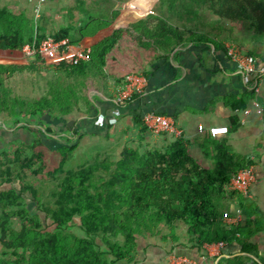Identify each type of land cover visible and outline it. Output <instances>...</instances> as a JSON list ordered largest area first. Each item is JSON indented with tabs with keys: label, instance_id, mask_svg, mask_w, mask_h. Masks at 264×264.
<instances>
[{
	"label": "trees",
	"instance_id": "1",
	"mask_svg": "<svg viewBox=\"0 0 264 264\" xmlns=\"http://www.w3.org/2000/svg\"><path fill=\"white\" fill-rule=\"evenodd\" d=\"M165 1L183 14L205 6L213 16L232 23L248 21L264 36V0ZM116 15L98 22L90 17L76 36L68 27L52 36L67 38L76 47L81 39L107 28ZM33 18L0 4V50H6L8 57L22 58L23 47L35 35L37 44L45 38L44 26L38 22L34 27ZM138 25H129L138 35L135 39L131 31L119 28L87 47L90 53L85 61L75 62L68 53L58 64L34 57L49 66L46 89L34 98L16 92L9 83L15 72L26 70L10 59H0V121L7 125L5 119L10 118L16 125L23 123L20 126L32 135L29 141L15 138L0 151V264H137L139 237L198 249L205 244L237 243L241 253H256L250 239L264 229V216L254 201L228 190L232 177L252 163L233 153L225 140H205L210 166L191 156L182 138L162 149L126 147L113 161L83 163L77 169L63 168L76 145L46 149L43 136L50 138L52 129L45 116L59 120L73 113L89 114L93 105L85 93L89 78H108L120 88L129 75H141L136 66L114 68L126 66V58L137 61L133 52L138 40L146 47V63L160 57L157 51L169 53L193 40L190 31L163 17L149 16L143 26ZM104 69L112 72L104 74ZM27 72L36 73V67L31 65ZM143 74L146 77L145 70ZM254 98L255 93L248 92L231 106L244 109ZM257 100L264 114V100ZM134 122L144 131L140 114ZM48 154L58 158V165L51 169ZM30 202L34 210L27 207ZM232 204L243 213V220L235 224L223 220ZM247 259L238 255L218 264H244Z\"/></svg>",
	"mask_w": 264,
	"mask_h": 264
},
{
	"label": "crops",
	"instance_id": "2",
	"mask_svg": "<svg viewBox=\"0 0 264 264\" xmlns=\"http://www.w3.org/2000/svg\"><path fill=\"white\" fill-rule=\"evenodd\" d=\"M58 2L70 17L61 27L70 28L74 36L88 23L90 17L98 22L108 20L113 13H117L107 28L81 39L79 45L82 47H94L119 28L131 31L135 39L138 35L129 25L136 22L143 26L149 16L163 17L173 26L190 31L193 38L192 41L177 45L169 53L157 51L160 57H153L148 63L145 61L146 47L138 40L137 48L133 52L134 55L137 53V61L126 58V66L114 67L117 71L136 66L141 69L142 76L145 70L146 85L143 92L133 100H122L118 95L121 87L112 80L89 78V86L85 92L93 105L89 114L77 113L76 119L79 121L71 128L70 135L74 134L78 138L93 136V140L98 143L100 135L109 133L107 130L114 123L121 126L126 121H134L137 114L142 116L145 112H155L171 116L182 130L181 138L187 145L188 153L202 166L211 164L204 149L205 140L209 137L225 140L233 153L252 163L255 180L250 184L248 193L241 194L254 201L264 216V114L263 107L257 100H264V74L244 78L226 51L228 45H236L242 53L252 55L258 66H264V36L258 35L250 22L232 23L225 18L213 16L205 6H195L192 12L184 11L183 14L171 9L169 3L162 0ZM20 4L22 5L19 6L17 0H3L1 5L7 6L14 13L25 11L27 14V3L21 1ZM37 4L40 6L41 3ZM33 7L34 3H31V9ZM140 41L145 43L147 40L142 37ZM112 69H104V74L112 72ZM248 92H254L255 98L250 99L244 109L232 108L231 105L239 104V97ZM220 125L227 126L228 133L212 136L210 127ZM144 131L147 130L144 128ZM159 136L161 138H155L154 142H163L162 147L167 144L168 139H176L168 134ZM237 209L241 213V222V209L232 204L228 212L231 217H235ZM158 241L161 244H155L157 247H144L137 264H180L173 260L174 257L188 260L181 264H218L222 259L238 255L248 256L249 259L244 264H264V229L250 239L256 247L255 254L241 253V246L237 243H225L223 247L216 243L205 244L198 249L190 245L185 247Z\"/></svg>",
	"mask_w": 264,
	"mask_h": 264
},
{
	"label": "rangeland",
	"instance_id": "3",
	"mask_svg": "<svg viewBox=\"0 0 264 264\" xmlns=\"http://www.w3.org/2000/svg\"><path fill=\"white\" fill-rule=\"evenodd\" d=\"M2 1L3 0H0V4H2ZM17 1L19 6L22 5L20 4L21 1H25L27 3L25 10L27 11L28 15L34 17L33 19L35 21H33V26L36 27L37 23L39 22L42 26H44L46 33L45 35H51L52 33L58 31L60 27L70 19L68 12L63 11L59 6L58 0L45 2L42 5L40 4V6H38L36 2L37 0ZM70 1L72 2L74 0H69V2ZM85 2L88 3L87 0H85ZM31 3H34L33 9H31ZM82 16L84 15L82 14ZM47 32L49 34H47ZM2 56L4 55L0 53V59L3 58ZM5 56H8V54ZM11 61H13L12 63H15L17 67H21L22 69L26 70V72H15L9 80V83L13 85L16 92L34 98L37 97L40 92H43L46 89V79L44 77L48 76V74L46 75L49 68L48 64L40 63V61H36L35 58L29 57L12 59ZM31 65L36 67V73L27 72V69L31 68ZM87 86H89L88 83H86L85 91H87ZM76 117L78 118V115L73 113L64 117V119L62 118L59 120H53L47 116L43 118L44 122H46L47 125L52 129V132L49 134V137L51 136L50 138H46V135L43 136L46 149L54 151L61 146L70 147L72 145H76L74 151L68 154L69 157L63 166L65 169H77L83 163H94L95 161L106 158H109L110 161H113L117 159V157L126 147H139L142 150L162 149L171 141V139H168L169 141H167V144H165L164 147H162L164 144L163 142H160V144H155L154 139H159L161 136L150 134L147 131H142L141 127L136 125L132 120L131 122L126 121L125 124L122 123L121 126H119V123H114V126L107 130L109 133L106 135L105 133L101 134L98 143H96L92 138L93 136L78 138L74 136V134L73 136L70 135V131L79 121V119H76ZM5 120L7 125L3 124V121H0V151L15 138H17L20 142L29 141L32 139L31 132L20 126L24 125L23 123L16 125L11 121L10 118ZM38 126L45 127L43 124H39ZM68 127L72 129L69 131ZM64 132L66 134H64ZM63 134L66 135L67 139H69L71 142L64 139L65 137ZM93 143L96 144L93 145ZM48 157V168L51 169L56 167V165H58L57 156H49L48 154ZM63 175L64 173H62L61 176ZM11 185L12 184H6L5 187H9ZM27 207L30 210L35 209V205L32 202H30ZM14 226L15 228L19 227L18 219H15ZM158 240V238L139 237L137 256L140 257L141 251L144 249V247H157L155 244H161Z\"/></svg>",
	"mask_w": 264,
	"mask_h": 264
},
{
	"label": "built area",
	"instance_id": "4",
	"mask_svg": "<svg viewBox=\"0 0 264 264\" xmlns=\"http://www.w3.org/2000/svg\"><path fill=\"white\" fill-rule=\"evenodd\" d=\"M55 0H37L40 4L45 2H52ZM37 37L34 36L32 43H28L23 47V55L25 57H36L39 56L41 59L52 60L55 64L60 62L61 57L68 53L75 62L85 61L88 59L90 50L86 47L76 46L73 47L67 38L60 40H55L53 36L46 35L38 44ZM227 55L235 63L236 67L241 75L246 78L250 75L264 74V66H258L257 60L249 54L242 53L238 46L228 45ZM2 55H7V51L0 50ZM146 85V78L141 75H129L126 78V84L121 87L118 95L122 100H129L135 94H141ZM142 123L145 129L153 135L168 134L174 138L182 137V130L177 126L175 120L171 116H166L163 114L155 112H145L141 116ZM212 136H223L228 133V127L224 125L212 126L209 129ZM255 180V173L252 166L240 169L237 174H235L230 184L228 185V190L237 191L243 194L248 193V188L250 184ZM223 220L228 222H239L241 220L240 210H236L235 217H231L228 211L223 213ZM219 247H223L225 242L216 243ZM175 262L186 263L188 260L186 258H175Z\"/></svg>",
	"mask_w": 264,
	"mask_h": 264
},
{
	"label": "water",
	"instance_id": "5",
	"mask_svg": "<svg viewBox=\"0 0 264 264\" xmlns=\"http://www.w3.org/2000/svg\"><path fill=\"white\" fill-rule=\"evenodd\" d=\"M43 130V128H41Z\"/></svg>",
	"mask_w": 264,
	"mask_h": 264
}]
</instances>
